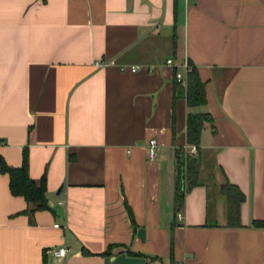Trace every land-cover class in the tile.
I'll return each mask as SVG.
<instances>
[{"label":"crops","instance_id":"1","mask_svg":"<svg viewBox=\"0 0 264 264\" xmlns=\"http://www.w3.org/2000/svg\"><path fill=\"white\" fill-rule=\"evenodd\" d=\"M189 114L211 122L176 210ZM24 153L49 209L0 172V264H264V0H0V155Z\"/></svg>","mask_w":264,"mask_h":264},{"label":"trees","instance_id":"2","mask_svg":"<svg viewBox=\"0 0 264 264\" xmlns=\"http://www.w3.org/2000/svg\"><path fill=\"white\" fill-rule=\"evenodd\" d=\"M185 91L188 107H200L206 104L205 86L195 69L188 74ZM206 122H211V117L208 114H189L187 116V144L196 146L197 148ZM199 166L200 160L197 156H190L182 149L178 150L175 170L176 210L182 207L186 191L195 185ZM0 172L9 176V190L13 196L22 197L27 204L33 206L34 211L49 209L45 177L43 176L39 182H35L29 177L26 153L23 155V162L20 168L9 167L0 155ZM222 193L228 199L229 225H233L236 216L238 217L239 206L244 201V196L238 188L232 185L223 186Z\"/></svg>","mask_w":264,"mask_h":264},{"label":"built area","instance_id":"3","mask_svg":"<svg viewBox=\"0 0 264 264\" xmlns=\"http://www.w3.org/2000/svg\"><path fill=\"white\" fill-rule=\"evenodd\" d=\"M172 61L168 60L167 65H172ZM180 68L182 69V73L179 72L175 75V79L177 82H183L185 80V75L190 74L193 71V66H191L188 62H183L180 64ZM132 72H136V68H131ZM147 153H148V158L150 160L155 159L157 157V142L155 140H150L147 144ZM187 154L190 156H195L197 154V148L195 146H190L187 148ZM178 219L180 220L181 217L178 216ZM55 227H58L55 226ZM63 229H66V224H64ZM69 252L68 246L65 243L62 248H60L56 254L59 257L65 258Z\"/></svg>","mask_w":264,"mask_h":264},{"label":"water","instance_id":"4","mask_svg":"<svg viewBox=\"0 0 264 264\" xmlns=\"http://www.w3.org/2000/svg\"><path fill=\"white\" fill-rule=\"evenodd\" d=\"M177 158H178V151H177V155H176V160H177ZM59 192H60V190H59ZM59 192H58V193H59Z\"/></svg>","mask_w":264,"mask_h":264}]
</instances>
